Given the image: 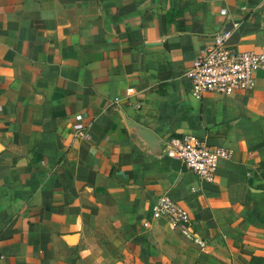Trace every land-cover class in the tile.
Segmentation results:
<instances>
[{
	"label": "crops",
	"instance_id": "crops-1",
	"mask_svg": "<svg viewBox=\"0 0 264 264\" xmlns=\"http://www.w3.org/2000/svg\"><path fill=\"white\" fill-rule=\"evenodd\" d=\"M224 30L259 51L264 0H0V264H264V71L199 100L185 75ZM126 121L231 155L200 182ZM161 194L205 248L149 220Z\"/></svg>",
	"mask_w": 264,
	"mask_h": 264
},
{
	"label": "built area",
	"instance_id": "built-area-1",
	"mask_svg": "<svg viewBox=\"0 0 264 264\" xmlns=\"http://www.w3.org/2000/svg\"><path fill=\"white\" fill-rule=\"evenodd\" d=\"M228 37V31L216 34L211 44L194 56L185 74L189 81V94L194 99L199 100L204 94L229 97L249 91L253 87V74L264 71V47L257 52L236 51L226 46ZM163 155L184 165L197 181L210 183L219 160L228 158L231 152L209 146L204 138L186 134L168 138L164 142ZM149 214L150 221L163 222L196 248L206 247V241L194 229L186 210L167 194L156 199Z\"/></svg>",
	"mask_w": 264,
	"mask_h": 264
},
{
	"label": "water",
	"instance_id": "water-1",
	"mask_svg": "<svg viewBox=\"0 0 264 264\" xmlns=\"http://www.w3.org/2000/svg\"><path fill=\"white\" fill-rule=\"evenodd\" d=\"M227 31V30H224ZM126 126L133 130L135 137L145 146L146 150L152 154L163 153L164 144H160L159 140L148 130L138 127L136 124L126 121ZM181 171H186L184 165H181ZM71 244V242H69Z\"/></svg>",
	"mask_w": 264,
	"mask_h": 264
},
{
	"label": "rangeland",
	"instance_id": "rangeland-1",
	"mask_svg": "<svg viewBox=\"0 0 264 264\" xmlns=\"http://www.w3.org/2000/svg\"><path fill=\"white\" fill-rule=\"evenodd\" d=\"M161 223H163V222H161Z\"/></svg>",
	"mask_w": 264,
	"mask_h": 264
}]
</instances>
